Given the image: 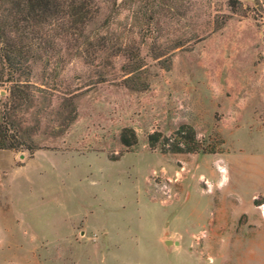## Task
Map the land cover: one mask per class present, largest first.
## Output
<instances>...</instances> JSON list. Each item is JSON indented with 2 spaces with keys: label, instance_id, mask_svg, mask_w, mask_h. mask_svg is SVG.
Listing matches in <instances>:
<instances>
[{
  "label": "rangeland",
  "instance_id": "1",
  "mask_svg": "<svg viewBox=\"0 0 264 264\" xmlns=\"http://www.w3.org/2000/svg\"><path fill=\"white\" fill-rule=\"evenodd\" d=\"M89 3L0 82V264H264V0Z\"/></svg>",
  "mask_w": 264,
  "mask_h": 264
},
{
  "label": "trees",
  "instance_id": "2",
  "mask_svg": "<svg viewBox=\"0 0 264 264\" xmlns=\"http://www.w3.org/2000/svg\"><path fill=\"white\" fill-rule=\"evenodd\" d=\"M91 11L89 0H0V82L5 70L10 76L21 71L34 44L43 41L46 29L81 34L93 16ZM149 139L156 141L153 136ZM136 140L132 130L121 135L125 147ZM20 144L7 112L0 113V149H18Z\"/></svg>",
  "mask_w": 264,
  "mask_h": 264
}]
</instances>
